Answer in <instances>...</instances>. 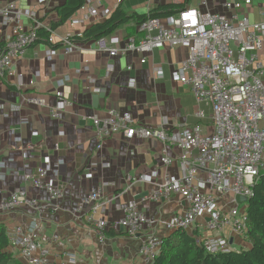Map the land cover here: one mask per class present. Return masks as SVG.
Returning <instances> with one entry per match:
<instances>
[{"label":"crops","instance_id":"1","mask_svg":"<svg viewBox=\"0 0 264 264\" xmlns=\"http://www.w3.org/2000/svg\"><path fill=\"white\" fill-rule=\"evenodd\" d=\"M14 1L50 26L57 19L53 11L65 0ZM226 1L239 0H206V7L201 6L199 0H93L91 5L98 15L91 18L89 24L74 25L69 19L57 31L62 35H82L86 28L103 22L118 7L128 13L146 15L158 7L173 5L180 11L197 9L202 13L230 16L223 6ZM6 2L0 0V7ZM86 9H80L75 15L88 14ZM244 9L251 22L259 23L263 19L264 0H253L252 5ZM24 25L28 28L32 21L25 19ZM131 25L123 26L107 38L108 47L121 50L136 34L142 38L139 26L129 37L130 32H135L128 29ZM9 33L10 29L1 28L0 45L6 42ZM48 47L44 42L30 47L25 56L16 61L12 73L0 80V202L15 190H21L27 197L37 198L42 205L40 212L22 205L12 213H0V224L11 230L37 219L40 240L49 249L53 264H146L139 249L148 230L131 237L124 229L114 226L107 230L104 244H100L96 221L114 223L122 217L131 200L153 220H167L185 211L187 205L178 196L162 203L151 201L149 197L155 186L145 182L147 179L159 182L166 171L179 177V164L174 160L168 170L161 167L159 155L163 143L156 139L127 141L122 134H117L104 140L98 148L99 140L89 118L93 115L104 118L114 108L130 113L139 127L153 129L169 121L165 127L169 132L199 126L202 135H212L210 106L198 102L189 86L174 79L188 51L179 47L156 49L142 64L143 55L128 52L124 56L110 57L98 51L96 41L79 43L80 49L70 54H65L58 46V55L51 59L45 55ZM109 65L113 66L110 75ZM159 68L163 71L162 77L155 73ZM18 74L24 78L21 89L16 87ZM67 75L70 81L59 89L58 81ZM59 92L73 103L61 119H54L45 109L25 101L38 96L53 106ZM200 110L206 115L204 119L196 115ZM56 144L58 151L54 149ZM169 153L172 158L180 154L176 148H171ZM45 158L52 161V166L59 159L64 161L56 179V185L64 193L63 201L57 203L58 208L50 206L55 203L48 195L33 189L25 179V175L43 166ZM26 163L29 169L24 168ZM88 174L90 178H86ZM101 186L106 204L96 211L93 204L82 205L90 191ZM75 209H79L78 212ZM201 223L197 224L196 231L203 234Z\"/></svg>","mask_w":264,"mask_h":264},{"label":"built area","instance_id":"2","mask_svg":"<svg viewBox=\"0 0 264 264\" xmlns=\"http://www.w3.org/2000/svg\"><path fill=\"white\" fill-rule=\"evenodd\" d=\"M92 1L85 0L81 10L87 8L88 14L74 15L70 19L72 24L86 25L91 18L97 17L98 12L92 7ZM199 2L201 6H207L206 0ZM252 3L253 0L226 1L223 6L231 13L230 16L185 9L166 19H148L139 26L142 38H130L121 50L108 47L105 39L97 42L98 51L108 53L110 57L124 56L128 52L143 55L142 64L146 63V56L156 49H186L188 56L174 73V79L189 86L198 101L210 106L214 127V133L205 136L199 127L168 132L165 127L169 121H165L161 127L148 129L137 126L130 113H121L114 108L104 118L94 115L89 118L99 140L98 148L102 147L104 140L117 134H122L127 141H161L163 148L159 163L168 170L176 160L179 177H173L166 171L157 183L145 180L155 186L149 199L161 203L177 195L188 204L185 211L173 215L169 220H153L135 200H131L124 208L122 217L114 223L101 219L96 221L100 244H104L107 230L114 226L124 229L132 237L142 230H148L139 255L146 264H153L161 247V233L178 229L192 232L203 216L208 217L206 227L210 233L231 226L236 233L234 235L244 239L247 226L241 223V218L246 221L244 210L247 203L241 210L243 203L238 204L236 197L247 200L253 197L255 181L261 168H264V10L261 11V22H251L244 8ZM25 19L32 21V26L27 28ZM1 28L10 29V33L6 42L0 45V80L11 74L16 61L22 59L28 49L38 42L40 29L48 33L47 58L58 55L57 46L62 47L65 54L80 49L73 33L60 34L37 20L31 11L22 9L14 0H7L0 7ZM112 71L113 66L109 65L108 74ZM155 73L158 77L163 76L160 68ZM70 79L67 75L59 80L58 88L62 89ZM16 80V87L21 89L24 86L23 75H16ZM25 101L45 109L54 119H61L73 105L61 92L53 106L38 96L28 97ZM197 116L204 118L205 114L200 111ZM171 148H176L180 154L172 158L169 153ZM54 149L58 151L59 145L56 144ZM63 163L59 159L52 166V161L45 158L43 166L38 167L35 173L25 175L33 189L46 193L55 203L50 204L53 208H58L57 203L64 199L63 190L56 185L58 169ZM24 168L29 169L30 165L26 163ZM90 177L88 174L87 178ZM207 191L211 194H204ZM104 196L103 186L93 188L82 205L94 204V210H97L106 204ZM218 196H230L231 201L219 205ZM22 205L37 212L42 209L37 198H29L25 192L15 190L9 198L0 202V213H12ZM229 205L231 208L228 210ZM222 209L228 211L224 213ZM38 228L37 219L25 227H15L8 234L10 249L25 264H53L49 250L40 241ZM200 241L212 255L232 250L229 239L204 237ZM69 261L72 262V259Z\"/></svg>","mask_w":264,"mask_h":264},{"label":"trees","instance_id":"3","mask_svg":"<svg viewBox=\"0 0 264 264\" xmlns=\"http://www.w3.org/2000/svg\"><path fill=\"white\" fill-rule=\"evenodd\" d=\"M85 0H65L55 12L57 19L50 27L57 30L71 19L84 5ZM180 12L178 6H165L153 9L146 15L128 13L118 7L106 20L86 28L75 42L87 43L107 39L125 25L132 24L129 30L135 31L148 18H166ZM135 32H130L129 37ZM137 36V34H136ZM135 36V37H136ZM38 42L47 44L48 33L40 29ZM136 39H140L136 37ZM57 48V47H55ZM247 241L250 247L230 250L215 255L209 254L197 241V232L178 230L163 239L162 247L153 264H264V173H261L253 187V197L248 202ZM0 264H25L10 249L8 232L0 224Z\"/></svg>","mask_w":264,"mask_h":264},{"label":"rangeland","instance_id":"4","mask_svg":"<svg viewBox=\"0 0 264 264\" xmlns=\"http://www.w3.org/2000/svg\"><path fill=\"white\" fill-rule=\"evenodd\" d=\"M181 12V11H180ZM180 12H178V13H180ZM177 13V14H178ZM177 14H175V15H177ZM174 16V15H173ZM169 17H171V16H169ZM166 18H168V17H166ZM166 18H161V19H166ZM148 19H152V18H148ZM147 19V20H148ZM146 20V21H147ZM145 22V21H144ZM143 22V23H144ZM142 24V23H141ZM140 24V25H141ZM139 25V26H140ZM44 30V29H43ZM78 36V35H77ZM79 36H81V35H79ZM131 38H134V39H136V37H131ZM102 40V39H101ZM105 40H107V39H105ZM96 42H98V41H96ZM78 43V42H77ZM37 44V43H36ZM36 44H34V45H36ZM79 44V43H78ZM33 45V46H34ZM47 45H48V42H47ZM32 47V46H31ZM58 47V46H57ZM30 49V48H29ZM58 49V48H57ZM194 95V94H193ZM195 96V95H194ZM196 98V97H195ZM198 101V100H197ZM198 102H203V101H198ZM205 103V102H204ZM206 104V103H205ZM40 108V107H39ZM201 111V110H200ZM200 111H198V112H200ZM212 111V110H211ZM198 112L196 113V115L198 114ZM203 112V111H202ZM204 113V112H203ZM205 114V113H204ZM211 115H212V112H211ZM198 117V116H197ZM205 117H206V115H205ZM204 117V118H205ZM199 118V117H198ZM204 118H200V119H204ZM194 127H199V126H194ZM158 128V127H157ZM185 128H193V126L192 127H185ZM200 128V127H199ZM153 129H155V128H153ZM184 129V128H183ZM182 130V129H181ZM181 130H179V131H181ZM169 132V131H168ZM172 132V131H171ZM200 132H201V130H200ZM205 136V135H204ZM263 162H264V154H263ZM261 173H264V168H261V171H260V175H261ZM259 175V176H260ZM86 178H87V176H86ZM259 178V177H258ZM258 178L256 179V181H255V184L257 183V180H258ZM255 186V185H254ZM204 194H206V195H210L211 194V192L210 191H207V192H204ZM172 196H177V195H172ZM171 196V197H172ZM170 197V198H171ZM179 197V196H178ZM169 198V199H170ZM180 198V197H179ZM245 198V197H244ZM168 199V200H169ZM181 199V198H180ZM181 200H183V199H181ZM165 201V200H164ZM183 201H185V200H183ZM227 202V203H230V201H231V197L230 196H228V197H226V196H218V203H219V205L221 204V202ZM237 201V200H236ZM250 201V199H246L245 198V202H243V204L241 205V210H243V208H244V204L245 203H247V206L245 207V218H246V221H247V218H248V214H247V210H248V202ZM163 202V201H162ZM161 202V203H162ZM185 203H186V201H185ZM238 203V202H237ZM239 204V203H238ZM186 205H188L187 203H186ZM94 207H95V205L93 204V210H94ZM31 208V207H30ZM231 208V206L229 205L228 206V210ZM34 210V209H33ZM98 210V209H97ZM228 210H225V209H222L221 211H223L224 213H226ZM94 211H96V210H94ZM179 214V213H178ZM176 215V214H175ZM171 218V217H170ZM203 223H201L200 222V220H199V222H197V224L198 223H201V225L203 226L202 227V230H203V234H201L200 232L198 233V231H196V227L198 226L197 224H196V227H195V229L192 231V232H190V231H187V232H189V233H193L194 231L195 232H197L198 234H197V241H198V243H199V245H201V246H203L204 247V243L203 242H201L200 241V239L201 238H206V237H208L209 239H229V242H230V245L232 246V250H240V249H242V248H245V249H247V248H249L250 247V244H249V242L247 241V231H248V222L246 223V221L244 222L243 221V219L244 218H241V223L243 224V223H245V225L247 226V231H246V233H245V236H244V239L242 240L241 239V237H237V236H235L234 234H236L234 231H233V228L231 227V226H226V227H224L223 229H221V230H216V231H214V233H210V231H209V229L206 227V225H207V221H208V217H205V216H203V217H200L199 218ZM167 220H169V219H167ZM30 224V223H29ZM200 225V224H199ZM96 227V226H95ZM14 229H11V230H8L7 229V232H8V234L10 233V232H12ZM178 230H182V229H178ZM178 230H174V231H178ZM174 231H164L163 233H161L160 234V237H161V247H162V243H163V239L165 238V237H167V236H169L171 233H173ZM183 231H185V230H183ZM127 233V232H126ZM128 234V233H127ZM129 235V234H128ZM132 237V236H131ZM239 240V241H238ZM241 240V241H240ZM41 241V240H40ZM100 243V242H99ZM141 247V246H140ZM161 247H160V250H161ZM205 248V247H204ZM49 250V249H48ZM160 250H159V252H160ZM206 250V249H205ZM207 251V250H206ZM208 252V251H207ZM209 253V252H208ZM159 254V253H158ZM157 254V255H158ZM209 254H211V253H209ZM157 257V256H156ZM155 257V258H156ZM17 258H19V257H17ZM49 258H50V253H49ZM19 259H21V258H19ZM22 261V260H21ZM23 262V261H22ZM24 263V262H23Z\"/></svg>","mask_w":264,"mask_h":264},{"label":"water","instance_id":"5","mask_svg":"<svg viewBox=\"0 0 264 264\" xmlns=\"http://www.w3.org/2000/svg\"><path fill=\"white\" fill-rule=\"evenodd\" d=\"M236 200H237V202H238L239 204L245 202V198H244V197H241V196H237V197H236Z\"/></svg>","mask_w":264,"mask_h":264}]
</instances>
